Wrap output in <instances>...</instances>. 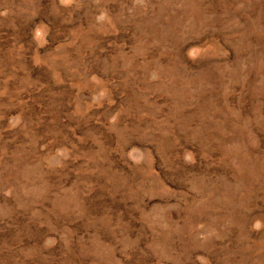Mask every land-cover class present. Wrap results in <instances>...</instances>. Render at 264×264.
<instances>
[{"label": "rangeland", "instance_id": "1", "mask_svg": "<svg viewBox=\"0 0 264 264\" xmlns=\"http://www.w3.org/2000/svg\"><path fill=\"white\" fill-rule=\"evenodd\" d=\"M0 264H264V0H0Z\"/></svg>", "mask_w": 264, "mask_h": 264}]
</instances>
